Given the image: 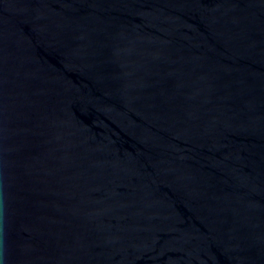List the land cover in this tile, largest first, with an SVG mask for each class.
<instances>
[{
    "label": "water",
    "instance_id": "1",
    "mask_svg": "<svg viewBox=\"0 0 264 264\" xmlns=\"http://www.w3.org/2000/svg\"><path fill=\"white\" fill-rule=\"evenodd\" d=\"M0 264H264V0H0Z\"/></svg>",
    "mask_w": 264,
    "mask_h": 264
}]
</instances>
